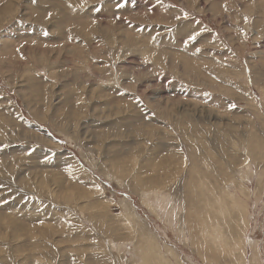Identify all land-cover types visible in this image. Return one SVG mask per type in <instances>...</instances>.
<instances>
[{
	"label": "rangeland",
	"instance_id": "obj_1",
	"mask_svg": "<svg viewBox=\"0 0 264 264\" xmlns=\"http://www.w3.org/2000/svg\"><path fill=\"white\" fill-rule=\"evenodd\" d=\"M0 264H264V0H0Z\"/></svg>",
	"mask_w": 264,
	"mask_h": 264
},
{
	"label": "bare ground",
	"instance_id": "obj_2",
	"mask_svg": "<svg viewBox=\"0 0 264 264\" xmlns=\"http://www.w3.org/2000/svg\"><path fill=\"white\" fill-rule=\"evenodd\" d=\"M7 47V46H6ZM241 176V175H240ZM233 196V195H232ZM235 198V197H234ZM230 199V198H229ZM235 202L237 201V200H234ZM241 202V201H240ZM239 203V202H238ZM243 203V202H242ZM220 205V207L219 208H217L216 206L217 205ZM236 205H238L237 203L235 204L233 201L232 202H229V201H227L226 200V198L224 197L223 198V201L221 202V200H217L216 199V197L215 198H213V201L210 203V206H211V208H212V210L213 211H215V212H217V213H219V215L221 216L222 215V218L223 217H230L231 216V214H232V212H231V208L233 209V210H237L239 213L242 211V210H244V211H246V208H245V206L244 205H240L241 207H237ZM209 206V207H210ZM239 206V205H238ZM231 207V208H230ZM188 212V211H187ZM211 212V211H210ZM194 213V212H193ZM209 214V213H208ZM207 214V215H208ZM252 215V214H251ZM187 216H188V214H187ZM190 216V215H189ZM198 217V216H197ZM200 217V216H199ZM209 217H211V213L209 214ZM201 218V217H200ZM206 219V218H205ZM240 219V218H239ZM239 219H237V220H239ZM243 219V218H242ZM217 219H210V222H211V224L210 225H207V223H209V220L205 223V225H204V227H200L199 228V231H201L200 232V235L201 234H203L204 233V235H203V239L205 240V239H207V237L209 238V240H208V242L209 241H211V243L209 242V243H207V240H206V244H208L207 246H206V249H205V254H208V256L211 254V253H213L214 251H220V253L223 255V252H227L226 250H225V248L226 247H229L230 248V246H231V248L233 247V245L234 246H236L237 245V243H238V245L237 246H240V241H241V239H242V233L241 232H239L238 234H236L237 236L236 237H234L233 236V239H232V232H234V231H232V228L229 230L230 231V233H231V236L229 235V234H226V233H228V232H226V231H224V228L222 227V225L220 224V223H214V221H216ZM226 221V220H225ZM248 221V220H247ZM246 220H245V222H247ZM217 222V221H216ZM224 222V221H223ZM225 224V223H224ZM196 225V224H195ZM248 225V224H247ZM215 226H216V229H215ZM233 226V225H232ZM235 226V225H234ZM226 227V226H225ZM193 228H195V227H193ZM202 228V230H200ZM237 228H234V230H236ZM239 230H242V229H239ZM226 232V233H225ZM209 234H210V237H209ZM195 235V234H194ZM199 235V236H200ZM234 235V234H233ZM206 237V238H205ZM196 239H198V238H196ZM231 240V241H230ZM194 242H196V241H194ZM242 244H244V243H242ZM254 246V245H253ZM242 247V246H241ZM238 248V247H237ZM260 248V247H259ZM153 249V248H152ZM232 250V249H231ZM236 250H233V253L235 252ZM243 251H244V249H243ZM232 252V251H231ZM217 253V252H216ZM257 252L255 251V254H256ZM254 254V253H253ZM213 255H215V253L213 254ZM217 255V254H216ZM220 255V254H219ZM257 255V254H256ZM231 259V258H230ZM153 260H155V259H153ZM220 260V259H219ZM145 261V260H144ZM148 260L146 259V261L145 262H147ZM184 262V261H183ZM259 263V262H258Z\"/></svg>",
	"mask_w": 264,
	"mask_h": 264
},
{
	"label": "snow or ice",
	"instance_id": "obj_3",
	"mask_svg": "<svg viewBox=\"0 0 264 264\" xmlns=\"http://www.w3.org/2000/svg\"><path fill=\"white\" fill-rule=\"evenodd\" d=\"M189 39H191V40H195L196 37H195V35H192V36L189 37Z\"/></svg>",
	"mask_w": 264,
	"mask_h": 264
}]
</instances>
